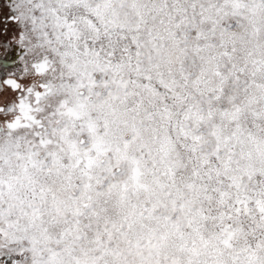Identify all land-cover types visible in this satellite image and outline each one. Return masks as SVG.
<instances>
[{
    "label": "snow or ice",
    "instance_id": "1",
    "mask_svg": "<svg viewBox=\"0 0 264 264\" xmlns=\"http://www.w3.org/2000/svg\"><path fill=\"white\" fill-rule=\"evenodd\" d=\"M0 264H264V0H0Z\"/></svg>",
    "mask_w": 264,
    "mask_h": 264
}]
</instances>
